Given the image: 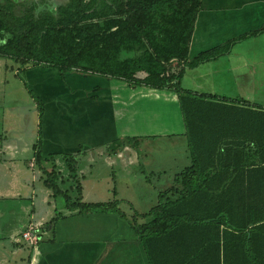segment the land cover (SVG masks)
Returning a JSON list of instances; mask_svg holds the SVG:
<instances>
[{"label": "trees", "instance_id": "16d2710c", "mask_svg": "<svg viewBox=\"0 0 264 264\" xmlns=\"http://www.w3.org/2000/svg\"><path fill=\"white\" fill-rule=\"evenodd\" d=\"M200 5L201 0H67L54 11L37 12L34 0L24 5L3 0L0 58L12 61L21 73L34 68L56 70L62 77L78 72L176 94L191 165L174 177L177 187L158 194L154 208L128 221L148 264H264V109L181 87L185 70L228 55L234 45L264 30L189 61ZM123 53L140 56L121 59ZM173 69H178L177 75L171 74ZM22 85L36 107L32 151L34 164L40 166L44 106ZM137 142L118 139L107 149L116 154ZM78 156L60 157L65 179L54 165L50 172L41 169L51 198H61L72 215L114 213L125 220L116 200L82 202ZM67 180L71 186L63 190ZM142 218L150 220L138 223Z\"/></svg>", "mask_w": 264, "mask_h": 264}, {"label": "crops", "instance_id": "0c3cea01", "mask_svg": "<svg viewBox=\"0 0 264 264\" xmlns=\"http://www.w3.org/2000/svg\"><path fill=\"white\" fill-rule=\"evenodd\" d=\"M259 30H264V0H201L188 60ZM5 61L0 58V68ZM17 69L14 74L18 77ZM23 76L22 81L44 106L42 162L40 166L34 164L32 146L37 135L22 142L13 132V116L7 114L6 121L4 114L2 121L9 125V136L0 139V200H14L24 194L32 201L33 196L40 195L39 206L32 205L28 217L32 221L37 218L35 212L51 204V192L43 187L41 169L50 172L54 165L61 172V158L79 154L77 177L82 202L104 204L115 199L129 212L119 209L124 220L114 213L78 216L65 210L53 221L54 209L47 223L51 224L49 233H43L35 248L18 241L32 224L14 231L8 245L0 240V264H148L128 221L133 214L145 215L156 205L140 210L128 195L140 193L135 179L144 176L140 183L145 189V185L162 183L158 202V194L175 187L174 177L191 165L176 94L78 72L62 77L58 71L45 68L26 69ZM4 79L0 78V94L6 87L1 84ZM181 87L196 95L218 98L256 97L264 91V33L234 45L228 55L216 61L185 70ZM124 138L138 142L116 154L107 149ZM51 156H56L54 162L43 161ZM49 213L51 209L45 215ZM149 220L142 218L138 223ZM39 221H44V216Z\"/></svg>", "mask_w": 264, "mask_h": 264}, {"label": "rangeland", "instance_id": "374dc122", "mask_svg": "<svg viewBox=\"0 0 264 264\" xmlns=\"http://www.w3.org/2000/svg\"><path fill=\"white\" fill-rule=\"evenodd\" d=\"M3 1V0H0ZM18 5L28 4L29 0H12ZM37 5V12L44 11H54L55 7L60 4H65L67 0H34ZM139 57L140 53H123L121 55V59L131 58V57ZM4 66L0 68V78L4 82L1 84L6 85L4 89V93L0 94V139L8 138L7 128L9 125L4 121H2L3 116L5 114L6 121L9 120L7 118V114H11L13 120L15 121L13 132H16V136L22 140V142H27L28 140H32L36 136L37 132V112L35 104L32 99L27 95L25 89L22 86V80L24 79L23 73L19 72V76L15 77L14 73L18 68L12 61L6 60L3 64ZM171 74L177 75L178 69L172 70ZM0 88H2L0 86ZM4 96V97H3ZM221 99H228L236 102L244 103L250 107L261 108L264 109V91L259 93L256 97H248L246 95H235V96H223L219 97ZM3 123V126L1 125ZM26 168V164L22 166V168ZM63 175V179L67 178V173L64 171L63 167H60ZM56 171V170H55ZM110 174H113L110 171ZM117 175V174H116ZM42 179H45V175L42 173ZM145 180L144 176L139 177V179H135L136 188L140 193H133L131 195V199L134 202L138 203L141 207L140 210L146 211V209L153 206L151 204L156 205L157 200V192L162 189V183L156 186H147L143 182ZM166 180V179H165ZM153 181V180H152ZM172 183V181H171ZM71 186V181L67 180L62 185L61 188L63 190H68ZM44 187V186H43ZM42 189V186H40ZM154 189V190H153ZM45 193V192H44ZM89 195V194H88ZM39 197L37 194L36 198L33 196L32 201H30V195H22L21 197L14 198L11 200L9 198H3L0 200V240H3L8 243V240L11 237V234L14 231L19 232L23 227L28 224H32L29 226H34L35 224L42 223L47 224L49 219L53 216V212L55 211L54 217L60 215L65 212L64 203L61 198H57L56 200H50L51 204L49 206H45L42 209H39V213L35 212L37 218L32 221H28L29 214L31 213L32 205H36L35 208L39 206ZM69 197L71 200L74 199V194L69 193ZM89 198V197H88ZM115 200V199H113ZM119 209L125 212H129V208L125 205L119 204ZM51 209V213L49 215H45V212ZM55 209V210H54ZM54 210V211H53ZM44 216V221H39L40 217ZM51 225V224H50ZM50 225H42L36 228V235L38 241H41L44 237L43 233L48 232L50 229ZM27 226L26 229L29 227ZM8 245V244H7ZM30 247V246H29Z\"/></svg>", "mask_w": 264, "mask_h": 264}, {"label": "built area", "instance_id": "2783aa9c", "mask_svg": "<svg viewBox=\"0 0 264 264\" xmlns=\"http://www.w3.org/2000/svg\"><path fill=\"white\" fill-rule=\"evenodd\" d=\"M36 228L37 227L29 226L24 232L20 234L18 241H22L32 248H35L38 243L37 235L35 233Z\"/></svg>", "mask_w": 264, "mask_h": 264}]
</instances>
